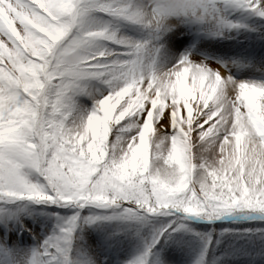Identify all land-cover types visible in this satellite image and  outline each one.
Listing matches in <instances>:
<instances>
[{
  "label": "snow or ice",
  "instance_id": "obj_1",
  "mask_svg": "<svg viewBox=\"0 0 264 264\" xmlns=\"http://www.w3.org/2000/svg\"><path fill=\"white\" fill-rule=\"evenodd\" d=\"M0 264H264V0H0Z\"/></svg>",
  "mask_w": 264,
  "mask_h": 264
}]
</instances>
